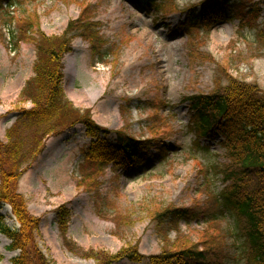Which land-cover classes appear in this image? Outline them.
I'll return each mask as SVG.
<instances>
[{
  "label": "rangeland",
  "instance_id": "1",
  "mask_svg": "<svg viewBox=\"0 0 264 264\" xmlns=\"http://www.w3.org/2000/svg\"><path fill=\"white\" fill-rule=\"evenodd\" d=\"M230 1L237 6L233 17L201 29L189 23L186 11L196 7L199 13L207 0H154L160 10L146 0H16L14 10L0 7L1 141L6 143L5 131L19 111L31 105L19 92L33 76L36 53L32 39L19 38L20 24L39 20L43 33L60 36L72 20L74 27L66 35L71 51L62 59L66 97L98 126L153 140L159 149L151 150V160L134 171L107 168L97 183H77L80 150L89 143L84 128L45 140L42 153L19 178L16 193L29 216L40 220L32 243L50 264H98L90 252L115 255L130 246L151 256L176 245L202 243H221L225 264H243L241 224L228 212L222 214L217 200L225 187L218 170L226 162L221 138H194L188 103V98L218 92L232 81L264 92V42L256 39L264 0ZM85 18L89 22L83 23ZM89 23L98 36L99 26V39L111 44L109 57L90 55L101 45L80 36L79 29ZM11 78H18L19 85L6 92L3 83ZM50 139H56L53 147H60L61 155L26 184V174ZM67 158L62 183L53 172ZM62 204L70 212L64 231L56 216ZM173 209L197 219L158 216ZM0 216L6 227L18 228L9 205H2ZM9 243L0 234V264H10L17 255L8 250Z\"/></svg>",
  "mask_w": 264,
  "mask_h": 264
},
{
  "label": "trees",
  "instance_id": "2",
  "mask_svg": "<svg viewBox=\"0 0 264 264\" xmlns=\"http://www.w3.org/2000/svg\"><path fill=\"white\" fill-rule=\"evenodd\" d=\"M14 2L16 0H0V7L11 6ZM148 2L155 10H160L154 0ZM236 7L235 4L228 7L227 0H208L202 4L199 13H195L194 7L188 9L187 18L199 29L210 28L223 16L219 8L234 14ZM84 20L83 23L89 22L88 18ZM73 27L71 21L63 35L50 37L40 31L39 20H24L19 27V38L32 39L36 58L33 76L19 93L20 99L30 102L32 108L21 109L16 121L6 130V143L0 140V209L3 204H8L19 224L15 229L6 227L0 216V233L10 241L7 248L17 252L10 264H50L32 243L39 219L29 216L23 198L16 193L19 178L41 152L45 139L77 123L84 124L91 142L82 153V179L78 183L83 180L96 182L98 175L109 166L126 173L149 160L151 150L159 153L153 140L135 138L124 131H114V139H109V130L81 116L65 97L62 58L70 51V40L66 35ZM87 28L79 29L80 36L97 40L98 46L101 45L94 50L93 54H97L104 41L93 31L92 23ZM31 32L34 33L32 37ZM87 35H93V38ZM257 40L264 42V23L257 32ZM188 103L194 138H221L219 144L226 162L218 170L225 187L217 200L222 214L228 212L241 224L245 250L243 264H264V92L254 84L232 81L218 92L190 97ZM161 215L177 217L184 222L197 219L186 216L184 209L158 213L159 217ZM56 216L64 231L69 211L64 205L59 206ZM89 254L98 264H112L122 259L139 263L144 259L135 246L123 248L115 255ZM225 256L221 243H202L201 247L176 245L174 250L165 249L147 257V261L148 264H225Z\"/></svg>",
  "mask_w": 264,
  "mask_h": 264
},
{
  "label": "bare ground",
  "instance_id": "3",
  "mask_svg": "<svg viewBox=\"0 0 264 264\" xmlns=\"http://www.w3.org/2000/svg\"><path fill=\"white\" fill-rule=\"evenodd\" d=\"M19 85V80L18 78H11L10 80H8L6 82V84L4 86V89L6 90V92H13L14 90L17 89ZM56 139H50L47 143H46V147L45 150L43 152V154L40 156V158L36 161V163L33 165L32 169L26 174L25 176V183L27 184L29 181V178L32 177L34 174L38 173L43 167H45L46 165L50 164L53 161V157L56 155H61V148L60 147H53V142ZM68 160V158L66 160H64V162H62L59 166H56L55 168L51 165V170H53L54 168V172L56 174L57 177H59V181H61L62 183L65 182V175L67 172V164L66 161Z\"/></svg>",
  "mask_w": 264,
  "mask_h": 264
}]
</instances>
